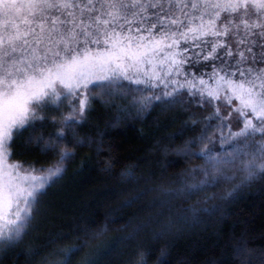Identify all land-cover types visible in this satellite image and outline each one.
<instances>
[{
  "label": "snow or ice",
  "instance_id": "obj_1",
  "mask_svg": "<svg viewBox=\"0 0 264 264\" xmlns=\"http://www.w3.org/2000/svg\"><path fill=\"white\" fill-rule=\"evenodd\" d=\"M185 92L210 111L196 119L190 113L169 133L181 143L162 151L202 163L181 169L169 181L174 187L147 183L128 197L125 204L142 201L155 211L111 248L160 222L162 210L181 199L197 197L177 210L180 220L196 224L241 188L264 180V0H0V255L34 227L66 161L91 143L77 125L87 122L93 101L114 105L119 120L182 103ZM46 123L53 130L38 132ZM26 130L23 143L51 153L50 163L38 168L11 159L12 144ZM177 163L169 159L166 167ZM121 174L140 179L130 169ZM226 182L231 186L223 192L208 191ZM152 191L159 195L144 199ZM160 223V233L172 227L171 220ZM66 235L49 233L20 251L29 264L36 258L37 264H69L86 241L60 249L59 257L45 252ZM233 248L235 257L249 251L243 239ZM137 256L134 264H148L143 251Z\"/></svg>",
  "mask_w": 264,
  "mask_h": 264
},
{
  "label": "trees",
  "instance_id": "obj_2",
  "mask_svg": "<svg viewBox=\"0 0 264 264\" xmlns=\"http://www.w3.org/2000/svg\"><path fill=\"white\" fill-rule=\"evenodd\" d=\"M183 97L182 103L166 107L157 104L140 115L124 114L119 120L113 119L114 105L104 106L93 101L94 110L87 122L77 125L81 135L91 137V143L78 147L76 155L66 161L64 175L48 189L41 205V212L46 202L48 208L52 206V211L57 212L51 216L53 222L49 225L38 222L39 226L31 229L15 249L0 255V264H29L20 249L42 244L49 233L70 235L53 241L50 248L45 249L46 253L57 252L56 257H59L63 255L60 249L86 241L74 257L84 252L85 261L86 255L91 254L94 264H134L138 251L145 253L148 264H155L158 258L161 264H247L248 261L262 264L264 180L241 188L222 208L203 215L196 224L180 220L177 210L180 205L195 203L197 197L181 199L175 208L163 209L158 217L160 222L172 221L170 230L160 233L161 223L153 221L131 239L120 240L117 247L111 248L113 241L128 233L148 211H155L145 209L142 201L125 204L128 197L147 183L174 187L169 181L181 169L202 163L200 157L185 158L175 152L162 151L165 144L181 143L183 138L169 136V133L189 119L190 113L194 114L192 119L201 115L194 99L185 94ZM117 100L123 102L119 97ZM64 110L67 111L66 107ZM50 111L58 114L55 109ZM53 127L46 123L37 131L47 134ZM195 131H199V127ZM27 134L26 130L12 144L11 158L34 163L38 168L50 163L54 159L51 153L42 152L36 144L23 143ZM173 158L178 163L166 167L167 161ZM125 169H130L140 179L129 180L121 174ZM224 184L208 191L222 190L226 187ZM158 195V191H152L144 199ZM241 239L247 241L249 251L235 257L233 245ZM109 248L110 251H105ZM162 248L165 249L163 257L160 256ZM38 259L30 264H37Z\"/></svg>",
  "mask_w": 264,
  "mask_h": 264
},
{
  "label": "rangeland",
  "instance_id": "obj_3",
  "mask_svg": "<svg viewBox=\"0 0 264 264\" xmlns=\"http://www.w3.org/2000/svg\"><path fill=\"white\" fill-rule=\"evenodd\" d=\"M185 95H187V96H189L186 92L184 93ZM191 97V96H190ZM195 101V100H194ZM197 105V104H196ZM198 106V105H197ZM199 108H200V111H201V115L200 116H202V115H207V113H208V111H210V109H207V108H204V107H200V106H198ZM67 109V108H66ZM12 159V158H11ZM261 180H259V179H257V180H254L252 183H254V182H260ZM252 183H250L248 186H245L244 188H246V187H249ZM224 185H226V187L224 188V189H222V190H218L219 192H223L226 188H228L229 186H231V184L230 183H225ZM53 188V187H52ZM63 194V193H62ZM61 196V195H60ZM59 199H62L61 197L59 198ZM46 202V201H45ZM47 203V202H46ZM46 203H45V205H44V207H43V211L41 212H39L38 214H37V217H36V219L33 221V224H34V229L37 227V226H39L38 225V222H39V224H40V222H41V224H43V223H46V225H49V223H50V221L51 222H53V219H52V217L51 216H54V215H56L57 214V212L56 211H52L53 209H52V206L50 207V208H48V203H47V205H46ZM59 203V202H58ZM55 204H56V202H55ZM57 206V205H56ZM61 211V210H60ZM43 219V220H42ZM42 220V221H41ZM40 224V225H41ZM54 227V226H53ZM33 228H32V230H33ZM35 231V230H34ZM36 232V231H35ZM80 253V252H79ZM78 253V254H79ZM77 254V256L76 257H74V254L72 255V257H71V259H70V261H69V264H94L95 263V259H94V256L93 255H91V254H89V255H86V259H85V261H83V256H84V252H82L80 255H78ZM52 255H53V258H55L57 255H58V253L57 252H54V253H52Z\"/></svg>",
  "mask_w": 264,
  "mask_h": 264
}]
</instances>
